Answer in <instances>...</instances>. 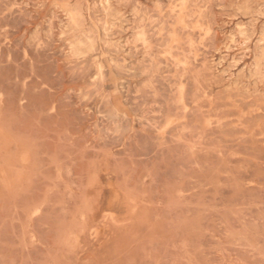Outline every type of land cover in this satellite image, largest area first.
I'll list each match as a JSON object with an SVG mask.
<instances>
[{
  "label": "rangeland",
  "instance_id": "374dc122",
  "mask_svg": "<svg viewBox=\"0 0 264 264\" xmlns=\"http://www.w3.org/2000/svg\"><path fill=\"white\" fill-rule=\"evenodd\" d=\"M0 264H264V0H0Z\"/></svg>",
  "mask_w": 264,
  "mask_h": 264
}]
</instances>
